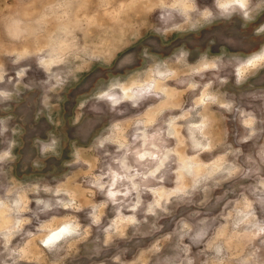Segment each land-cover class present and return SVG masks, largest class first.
I'll list each match as a JSON object with an SVG mask.
<instances>
[{
  "label": "clouds",
  "instance_id": "9594fccd",
  "mask_svg": "<svg viewBox=\"0 0 264 264\" xmlns=\"http://www.w3.org/2000/svg\"><path fill=\"white\" fill-rule=\"evenodd\" d=\"M111 3L27 0L32 11L4 19L0 144L42 109L52 129L29 138L31 152L0 151V264H264V89L248 94L259 110L231 142L224 113L182 98L211 87L194 80L206 69L223 87L237 64L264 60V0H122L139 21L90 32L82 13ZM248 42L254 59L195 63ZM52 161L71 173L41 176Z\"/></svg>",
  "mask_w": 264,
  "mask_h": 264
},
{
  "label": "rangeland",
  "instance_id": "374dc122",
  "mask_svg": "<svg viewBox=\"0 0 264 264\" xmlns=\"http://www.w3.org/2000/svg\"><path fill=\"white\" fill-rule=\"evenodd\" d=\"M27 0H0V30H2L3 23L5 17L9 16L11 13L17 10L24 11H32L31 9H27L26 6ZM119 3H122V0H118V3H111L106 9H100L99 11L95 9H87L82 15L85 16L89 23V31L94 32L96 25H103L107 27H112L114 25L119 24L121 20L125 23L128 22L129 19H133V22H138L139 17H132V13L128 14V18H125L122 14V10L119 7ZM37 6V10H38ZM102 18V19H101ZM78 35H82L78 33ZM171 44V41L169 42ZM249 47H253L255 49V53L257 55L260 54L259 47L255 45L254 42H248L241 44L237 47H226L222 46L218 43L217 47L213 48L210 52H205L203 54V61H195V63L199 64L202 62H207L214 60L217 56L222 59H231L235 57L237 59L245 58V59H254L253 54L248 51ZM226 48V50H225ZM129 51L133 49H128ZM259 53V54H258ZM123 55V53H121ZM163 58L164 53L158 54ZM253 57V58H252ZM190 63H193V59L190 58ZM101 69L99 65L93 66V73L100 72ZM235 76L230 75L228 77L230 84L217 87V79H224L223 75H219L216 70L206 69L205 70V80L202 82L199 77H194V80L198 84H207L211 85L208 88H198L195 94L185 92L183 93V100L188 101L189 96H191L190 104L191 106L200 105L203 108L210 109L214 114L219 112L224 113L223 116V127H227L230 133L229 142H231V130L236 124H239L240 127H243L247 122V118L244 113H252L255 108L257 111L259 110V102L251 103L249 93L255 92L261 89H264V60H255V64H237L235 70ZM236 76H239L243 80V85L239 88L230 90L231 83L234 81ZM71 95V89H69L64 96V102H67L69 96ZM215 96L218 103L213 104L208 97ZM235 98L238 101L237 107H240V111H236L235 108L232 112H228L224 109H219V103H228L231 99ZM61 114L64 115L63 110L61 108ZM9 115L7 109L0 110V118L6 117ZM49 111L47 109L41 110V115L39 120L32 124L29 121H25L24 124H20L18 120H14L9 126V131L4 134V142L0 144V151L7 150L11 141L17 142V147L13 149V151L21 155L23 152L28 151L31 152L32 145L29 142L30 137L38 136L42 140H47V133L51 131L52 125L48 123L49 119ZM235 117V119H234ZM15 129V131H14ZM65 159H71L70 154L65 150ZM217 155H214L212 159H216ZM204 163H210V160H203ZM52 164H56L57 167L52 168L51 172L48 171V168H43L40 172V175L47 178L49 176H64L66 174L71 173V169H62V166L58 161H52ZM228 189V185H224L223 188H219L216 190L215 195L221 196ZM229 198H231L229 196ZM225 202H221V207L219 211L224 210ZM34 207V205H32Z\"/></svg>",
  "mask_w": 264,
  "mask_h": 264
},
{
  "label": "crops",
  "instance_id": "0c3cea01",
  "mask_svg": "<svg viewBox=\"0 0 264 264\" xmlns=\"http://www.w3.org/2000/svg\"><path fill=\"white\" fill-rule=\"evenodd\" d=\"M258 54H259V53H258ZM256 55H257V54H256ZM253 57H254V56H253ZM253 57H252V58H253Z\"/></svg>",
  "mask_w": 264,
  "mask_h": 264
}]
</instances>
